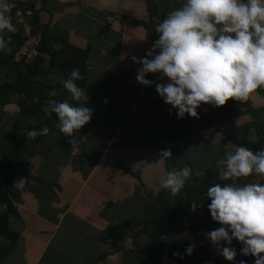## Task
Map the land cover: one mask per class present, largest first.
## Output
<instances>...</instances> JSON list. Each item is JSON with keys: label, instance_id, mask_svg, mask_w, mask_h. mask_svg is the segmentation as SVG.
I'll use <instances>...</instances> for the list:
<instances>
[{"label": "crops", "instance_id": "1", "mask_svg": "<svg viewBox=\"0 0 264 264\" xmlns=\"http://www.w3.org/2000/svg\"><path fill=\"white\" fill-rule=\"evenodd\" d=\"M183 3L36 1L33 25L44 36L42 62L35 77L38 85L20 84L21 89L14 85L25 66L10 58L23 31L10 17L15 31L0 32V163H8L4 155L23 151L18 159L23 171L9 190L19 213L10 223L20 234L0 264H124L123 249L132 247L147 206L163 190L160 177L180 168L202 175L219 154L225 158L239 146L233 133L251 119L248 107L264 106V89L239 101L247 107L229 99L220 107L202 104L197 117L178 119L155 91V83L166 78L148 74L146 79L154 81L150 87L136 80L140 65L131 57L145 56L158 39L154 26ZM73 69L81 74L76 81L83 90L79 103L93 110L91 120L68 137V151L59 144L58 121L39 143L26 148L29 138L22 135L52 116L40 96L47 100L55 90L57 99L72 103L62 81ZM255 136L250 127L248 137ZM262 147L264 141L252 151ZM162 150L171 156L157 164ZM232 179L237 184L258 182L252 176ZM207 205L189 200L184 214L165 226L164 248L180 255L176 260L168 254L162 264H253L254 257L241 255L242 245L235 239L225 245L236 249L234 261L218 254L205 235L220 226ZM5 209L0 204V212ZM192 219L201 238L191 232ZM7 243L0 237V244ZM190 243L195 248L188 255Z\"/></svg>", "mask_w": 264, "mask_h": 264}, {"label": "clouds", "instance_id": "2", "mask_svg": "<svg viewBox=\"0 0 264 264\" xmlns=\"http://www.w3.org/2000/svg\"><path fill=\"white\" fill-rule=\"evenodd\" d=\"M10 7L9 0H0V32L15 31L8 15ZM154 31L158 39L145 56L131 57L140 65L136 80L150 87L154 81L146 79L148 74L159 73L166 78V82L155 83V91L175 109L178 119L186 114L197 117L202 104L220 107L229 99L246 101L257 89H264V0H184L154 26ZM81 78L79 70L73 69L62 81L72 103L68 99L47 101L57 117L59 132L69 138L93 114L85 102L79 103L83 90L76 81ZM49 95L55 97L57 93L52 90ZM48 132L43 126L29 130L27 137ZM170 156V151L162 150L157 164ZM222 165L220 181L252 176L258 182L209 186L207 207L220 226L205 235L227 261H234L237 255L234 247L225 246L235 239L242 245L241 255L254 257L253 264H264V147L253 152L237 146L226 154ZM189 177V169L180 168L161 176L159 185L175 195ZM194 248V244L186 245L185 253L191 255Z\"/></svg>", "mask_w": 264, "mask_h": 264}, {"label": "trees", "instance_id": "3", "mask_svg": "<svg viewBox=\"0 0 264 264\" xmlns=\"http://www.w3.org/2000/svg\"><path fill=\"white\" fill-rule=\"evenodd\" d=\"M35 20L36 15L33 18V24L36 25ZM40 49L42 50V44ZM10 59L14 61L12 56ZM41 62L42 57L39 54L37 59L32 64L25 66V71H22L19 74V77L14 85L16 89H21L20 84L38 85L35 77L39 73L38 70H40L39 66ZM41 88L43 91V86ZM26 92L28 93L27 90ZM43 97L45 96H40L44 103H47L49 99L57 101L64 100L59 98L57 99L52 96L46 100ZM247 111L250 113L251 119L249 122L235 130L233 133V140L239 146L243 145L252 150L259 148L264 141V106H260L259 108L248 107ZM57 121L55 113L52 112V116L49 120L39 125L30 127L28 131L47 126L50 132L55 129L54 126ZM250 127L255 129V137H248V130ZM239 131H243V133L241 134ZM44 136L46 135H38L35 138H29L26 148L32 144L39 143ZM22 137L23 139L24 137H27V133L22 135ZM229 138L230 137L227 136V139ZM69 142H71L69 138L64 134H61L59 144L67 149V151ZM22 153L23 151L17 152L16 155L12 157L6 154L4 156L8 159V163L5 166L0 163V204L6 205V209L0 212V237H3L8 241L5 245L0 244V262L11 250L20 234V228L17 225L10 223L11 216L18 215L19 213L16 205L9 196V190L13 186V181L17 172L19 170L23 171L22 163L18 160ZM222 159H224L223 153L222 155L219 154L217 157L216 164L207 169L202 175H194L193 173L190 174V177L186 181L184 187L174 195V198L168 190H161L157 199L149 203L147 206V212L144 214V217L141 218L143 227L140 229L139 234L133 237L132 247L123 249L124 264H162L164 258L168 254L173 259H179L178 256H174L173 253H167L166 248H164L166 243L164 236L165 226L173 223L176 218L184 214L187 210L186 207L189 204V200H195L197 206H205L210 203V200L207 199L205 195L209 186L215 183H230L233 181L232 178L228 181H220L218 179V172L223 166L221 163ZM196 227L197 225L192 219L191 232L196 235L197 238H201L203 234L199 232ZM153 240L155 242L154 245ZM148 241L152 245H147L146 242Z\"/></svg>", "mask_w": 264, "mask_h": 264}, {"label": "built area", "instance_id": "4", "mask_svg": "<svg viewBox=\"0 0 264 264\" xmlns=\"http://www.w3.org/2000/svg\"><path fill=\"white\" fill-rule=\"evenodd\" d=\"M36 1L38 0H9L11 7L8 15L23 31V40L13 52L12 58L24 66L37 59L43 41V35L36 30L32 22L35 9L32 4H36Z\"/></svg>", "mask_w": 264, "mask_h": 264}, {"label": "water", "instance_id": "5", "mask_svg": "<svg viewBox=\"0 0 264 264\" xmlns=\"http://www.w3.org/2000/svg\"><path fill=\"white\" fill-rule=\"evenodd\" d=\"M237 104L242 105L244 107H247L248 106V103H246V102L243 103V102L237 101Z\"/></svg>", "mask_w": 264, "mask_h": 264}, {"label": "rangeland", "instance_id": "6", "mask_svg": "<svg viewBox=\"0 0 264 264\" xmlns=\"http://www.w3.org/2000/svg\"><path fill=\"white\" fill-rule=\"evenodd\" d=\"M163 190H165V189H163ZM135 219H136V218H135ZM154 243H155V242H154V240H153V245H154ZM146 244H147V245H152L151 243H149V241L146 242Z\"/></svg>", "mask_w": 264, "mask_h": 264}]
</instances>
